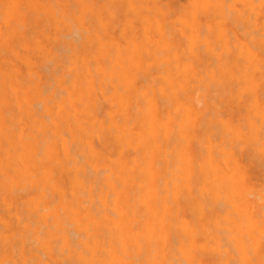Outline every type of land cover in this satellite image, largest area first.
I'll return each mask as SVG.
<instances>
[{"label": "bare ground", "instance_id": "6f19581e", "mask_svg": "<svg viewBox=\"0 0 264 264\" xmlns=\"http://www.w3.org/2000/svg\"><path fill=\"white\" fill-rule=\"evenodd\" d=\"M71 1L0 0V264H264V0Z\"/></svg>", "mask_w": 264, "mask_h": 264}, {"label": "rangeland", "instance_id": "374dc122", "mask_svg": "<svg viewBox=\"0 0 264 264\" xmlns=\"http://www.w3.org/2000/svg\"><path fill=\"white\" fill-rule=\"evenodd\" d=\"M95 1H96V6L99 7V8H97L96 15L92 16L91 14H88L85 12V13H83V15H81L80 20L84 21L85 24H90V25L96 26L98 31L100 32V34H104L109 30V26L111 23L110 16H108L109 15L110 0H95ZM185 1L186 0H177V3L178 4H182V3L184 4ZM70 3H71L70 4L71 10L74 11V9H75V11H77L75 13V16L79 17L80 12L76 9L75 5L72 6L73 3L71 0H70ZM89 15H90V17H89ZM121 16H122L121 13L117 14L118 20L121 18ZM70 24L72 26V29H75V30L77 29L78 24L76 23L75 20L71 19ZM98 25H100V26H98Z\"/></svg>", "mask_w": 264, "mask_h": 264}]
</instances>
